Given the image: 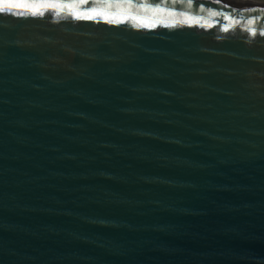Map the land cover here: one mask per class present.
I'll list each match as a JSON object with an SVG mask.
<instances>
[{
  "label": "water",
  "instance_id": "95a60500",
  "mask_svg": "<svg viewBox=\"0 0 264 264\" xmlns=\"http://www.w3.org/2000/svg\"><path fill=\"white\" fill-rule=\"evenodd\" d=\"M262 32L264 0H0V264H264Z\"/></svg>",
  "mask_w": 264,
  "mask_h": 264
},
{
  "label": "snow or ice",
  "instance_id": "6c2138e0",
  "mask_svg": "<svg viewBox=\"0 0 264 264\" xmlns=\"http://www.w3.org/2000/svg\"><path fill=\"white\" fill-rule=\"evenodd\" d=\"M7 6H8L9 8H11V4H8ZM261 34H264V32H262Z\"/></svg>",
  "mask_w": 264,
  "mask_h": 264
}]
</instances>
